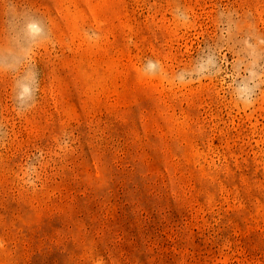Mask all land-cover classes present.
I'll return each mask as SVG.
<instances>
[{"label":"rangeland","instance_id":"rangeland-1","mask_svg":"<svg viewBox=\"0 0 264 264\" xmlns=\"http://www.w3.org/2000/svg\"><path fill=\"white\" fill-rule=\"evenodd\" d=\"M0 264H264V0H0Z\"/></svg>","mask_w":264,"mask_h":264}]
</instances>
